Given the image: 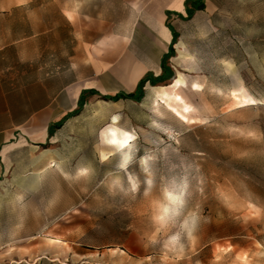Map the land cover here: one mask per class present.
I'll return each instance as SVG.
<instances>
[{"label": "rangeland", "instance_id": "374dc122", "mask_svg": "<svg viewBox=\"0 0 264 264\" xmlns=\"http://www.w3.org/2000/svg\"><path fill=\"white\" fill-rule=\"evenodd\" d=\"M57 1L138 15L132 0ZM203 1L173 20L169 79L139 101L87 99L41 153H15L0 264H264V0ZM53 10L0 0V44ZM111 128L131 134L126 157Z\"/></svg>", "mask_w": 264, "mask_h": 264}, {"label": "crops", "instance_id": "0c3cea01", "mask_svg": "<svg viewBox=\"0 0 264 264\" xmlns=\"http://www.w3.org/2000/svg\"><path fill=\"white\" fill-rule=\"evenodd\" d=\"M185 1L132 0L138 15L122 20L52 0V16L9 34L0 44V175L15 153L52 144L49 127L77 107L83 91H93L89 100L131 92L144 75H159L172 38L166 22L185 15Z\"/></svg>", "mask_w": 264, "mask_h": 264}, {"label": "trees", "instance_id": "16d2710c", "mask_svg": "<svg viewBox=\"0 0 264 264\" xmlns=\"http://www.w3.org/2000/svg\"><path fill=\"white\" fill-rule=\"evenodd\" d=\"M205 8V3L203 0H186L185 1V15L178 13V17L181 19H190L196 11L203 10ZM169 16L171 15L170 11H167L166 13ZM166 26L169 28L172 34L171 42L168 46V51L162 56L161 61V73L157 76H154L153 74H146L144 75L138 82L136 88L131 92H120L116 93L114 95H99V99L102 100H111L116 101L120 98H128L135 101H139L143 94H144V86L146 83H150L151 85H155L158 83H161L167 79H169L173 72L171 67L168 65L167 60L173 55L174 53V44L177 41V38L179 36L178 31L173 27L172 24H170L169 21L166 22ZM93 93L92 90L83 91L79 97L77 107L71 112H68L65 114L61 119L55 121L52 123V126L49 127L48 133L52 134L56 129H58L62 122L68 118L69 115L73 113H77L79 109L87 102L88 95Z\"/></svg>", "mask_w": 264, "mask_h": 264}, {"label": "bare ground", "instance_id": "6f19581e", "mask_svg": "<svg viewBox=\"0 0 264 264\" xmlns=\"http://www.w3.org/2000/svg\"><path fill=\"white\" fill-rule=\"evenodd\" d=\"M176 81L179 83L182 82V79L180 78V76H178ZM114 122H115V119H113V123ZM109 132H110V135H108L106 137V141L108 142V146H110L114 150L120 151L124 155V157H126L127 156V149H128L129 143L132 139L131 134H129V133L118 134V132L113 128L109 129ZM113 140L116 141L115 144L112 143ZM125 141H127V143H124Z\"/></svg>", "mask_w": 264, "mask_h": 264}, {"label": "snow or ice", "instance_id": "6c2138e0", "mask_svg": "<svg viewBox=\"0 0 264 264\" xmlns=\"http://www.w3.org/2000/svg\"><path fill=\"white\" fill-rule=\"evenodd\" d=\"M126 135H127V134H126ZM112 143H113V144H115V143H116V141H115V140H113V141H112ZM124 143H127V141H125ZM122 167H123V166H122Z\"/></svg>", "mask_w": 264, "mask_h": 264}, {"label": "clouds", "instance_id": "9594fccd", "mask_svg": "<svg viewBox=\"0 0 264 264\" xmlns=\"http://www.w3.org/2000/svg\"><path fill=\"white\" fill-rule=\"evenodd\" d=\"M127 161H125V163H126ZM123 166V165H122Z\"/></svg>", "mask_w": 264, "mask_h": 264}]
</instances>
